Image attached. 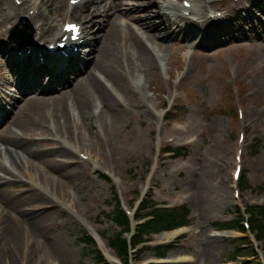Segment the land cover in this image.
Here are the masks:
<instances>
[{"label": "rangeland", "instance_id": "1", "mask_svg": "<svg viewBox=\"0 0 264 264\" xmlns=\"http://www.w3.org/2000/svg\"><path fill=\"white\" fill-rule=\"evenodd\" d=\"M183 1L166 0L178 6ZM194 1L197 5L201 2ZM123 3L132 4L133 1L125 0ZM63 4L65 7L61 13L52 9L54 25L61 26L62 19L69 14L66 0ZM221 5L217 9L224 8L221 15L233 14L229 24L222 26L223 24L204 23L201 27L200 23H196L194 25H198L196 28L201 33L198 38L194 37L190 41L183 40L177 33L166 40V52L164 55L159 54L156 68L146 74L138 73L130 77L131 85L138 93H144L149 102L146 103L137 96L126 101L121 95H117L120 101L115 106L121 118L118 123L115 122L116 132H113V127L109 128L108 138L104 131L102 135L99 133L102 124L105 126L107 122L110 125L108 118L103 119V122H99L96 117L83 121L70 101L74 114L69 124L73 140L68 141L70 146H67L82 147L77 150L76 160L84 162L83 166H77V163L71 166L80 167L84 171L83 176L77 182L62 180V185L54 182L55 203L36 202L32 196L35 194L31 191L33 183L25 176L21 184L8 188L12 193L10 197L20 194L21 207L29 211L30 215H36L41 223L38 230L30 220L23 223L29 242L33 241L38 247L31 264H96L93 252L95 247L81 242L84 233L89 235L83 224L100 235L115 234L117 228L108 215L117 207L116 194L131 207L147 184L148 176L151 177L150 183L157 202L165 206L185 204L190 211L191 231L184 238L161 242L159 238L153 237L150 244H173L168 254L171 264H257L261 260L237 256L239 242L236 235L229 238L215 233L220 224H226L240 216L238 207L244 211V204H264V189H259L264 188V0H228ZM80 12L81 10L76 9L72 20L83 23ZM238 19L241 22L236 24ZM17 20H13L12 24ZM29 21L35 33V22ZM126 21L128 19L121 20L122 23ZM97 29L95 26V32ZM176 29L173 26L170 32ZM86 40L91 43L93 36L86 37ZM3 41L9 42L8 37ZM90 45L84 44L82 49L85 51L80 54L82 62H78L74 68L92 69V62L84 64L89 61L87 54L91 49ZM0 57L1 73L9 85L6 93L0 96V101L7 95L18 100L23 92L17 89L22 81V70H15L9 65L3 50H0ZM36 75L33 74L28 79L31 80ZM44 75H48V78H43ZM68 76L73 78L71 73ZM37 78L45 88L55 86L53 84L56 81L49 72L44 71ZM101 79L104 80L103 75ZM39 93L34 92L28 99L57 94ZM167 102H173L171 105H175L177 109V112L172 113L175 115L172 121H165L161 117ZM143 104L150 105L155 116L150 115L148 109L139 107ZM102 109L106 108L97 102L94 108L96 114ZM240 111L243 117L239 116ZM83 129L87 131L86 140L80 135ZM243 130L246 131L243 143V176L248 180L250 190L243 192L242 198H237L232 173L237 162L238 137ZM33 134L34 136L30 135L32 140L45 137V133L41 134L40 131ZM64 134L68 135L67 132ZM93 140L97 141L98 146L95 153L97 155L94 154L92 159L98 161L100 171L94 170V164L85 162L80 157L93 152L85 145L91 144ZM62 141L66 142L65 136ZM35 142L36 147L45 149L60 147V142L51 140ZM167 147H185L186 155L179 159L160 156L159 149ZM0 149L5 150L1 143ZM253 151L256 154L252 155ZM56 159L65 161L69 158ZM59 161H42L37 173L40 175L45 171L52 181L58 179L52 171V164L63 167ZM35 164L38 165L37 162ZM105 173L110 176L115 174L118 184ZM213 173L215 189L211 198L214 206L208 217L204 218L199 204H196L199 198L193 184ZM44 187L50 190L49 185L41 182V188ZM1 206L6 211L11 210L4 199ZM208 239L222 246V250L216 251L212 259L205 253ZM97 248L100 249L99 246ZM153 258H156L154 252L145 250L133 264H145ZM27 259V255L21 254L17 264H26Z\"/></svg>", "mask_w": 264, "mask_h": 264}, {"label": "bare ground", "instance_id": "2", "mask_svg": "<svg viewBox=\"0 0 264 264\" xmlns=\"http://www.w3.org/2000/svg\"><path fill=\"white\" fill-rule=\"evenodd\" d=\"M123 1L125 0H82L79 4L84 36H93V40L87 43L83 37L75 43V47L91 44V49L87 54L89 61L84 63H93L90 70L85 67L74 68L78 62H82L80 57L82 48L76 51L68 47L64 51L58 50L55 54H49L48 50L44 49L43 40L51 41L49 47L57 43L55 41L60 37L61 29L53 24L54 19L51 12L55 9L61 13L65 7L63 4L65 0H26L24 9L15 6L13 0H0V50L7 55L10 66L15 70H22V81L17 89L23 91L18 100L7 95L0 101V143L5 147L4 151L0 149V264H17L18 256L21 254L27 255L26 264H31L38 247L32 243L33 241L29 242L23 223L25 220H30L34 222L37 230L41 228L36 215H30L29 211L21 207L20 194L10 197L12 193L8 188H15L17 184H21L25 176L33 183L31 191L35 194L32 196L36 202L51 203L54 202L56 196L54 182L57 181L61 185L62 180L77 182L83 176L84 171L77 166H83L84 162L76 160L77 150L82 147H68L70 146L68 141L73 140L69 125L74 116L73 106L83 121L96 117L99 122H103V119L108 118L110 125L105 122V126L102 124V130H100V132L104 131L108 138L109 128L113 127V132H116L115 125L121 118L115 106L120 101L117 95H121L126 101L137 96L146 103L149 102V98L144 93H138V90L131 85L130 77L138 73L146 74L156 68L159 64V54L164 55L166 52L164 47L166 40L177 33L186 41L194 37L198 38L201 33L196 28L198 25H194L196 24L194 20L186 17L185 12L189 10H186L184 5L179 7L166 0H127L133 1L132 4L123 3ZM200 1L201 9L195 12L199 23L208 21V5L213 8L222 7V2L219 0ZM225 1L227 0L223 2ZM195 7L193 3L190 11H194ZM30 11H34L30 19L34 20V24L38 26L41 38L25 45H19L21 43L16 41L18 46L5 43L3 40H6L8 36L5 30L6 25L21 14H29ZM69 16L72 17L73 13ZM123 19H128V21L122 23ZM227 24L228 21L225 20L222 26ZM95 26L98 28L96 32ZM173 26L177 29L171 33ZM42 64L47 67L49 74L56 81L53 84L55 86L43 88L37 80L39 74L45 71ZM69 73L73 78L68 76ZM33 74L37 75L29 80L28 78ZM101 75L104 76V80L101 79ZM43 78H48V75H44ZM8 88L9 85L0 68V96L6 93ZM34 92H40L41 95H50L54 92L57 94L28 99ZM70 101L73 102V106ZM97 102L106 108L98 114L94 111ZM139 107L148 109L149 114L154 116L150 105L143 104ZM35 131L45 133L43 134L45 137H40L38 140L30 139ZM80 135L83 139H87L85 129L80 132ZM63 136L66 137V144L62 141ZM48 140L60 142V147L45 149L35 146V141L43 143ZM85 145L93 150L88 154L91 159L97 153L98 143L93 140L91 144L85 143ZM56 157L69 158L72 161L69 159L59 161ZM52 160L59 161L63 165L59 167L52 164V171L58 178L54 181L45 171H42L40 175L37 173L42 161L52 162ZM75 163L77 166H71ZM113 177L116 181L117 176ZM213 180H215L214 173L209 177L203 176L193 184L199 198L196 204H199L198 207L204 218L208 217L209 211L214 206V200L211 198L215 189ZM41 182H44L46 186L49 185L50 190L47 187L41 188ZM3 199L11 206V210L2 209ZM85 228L98 239L99 247L106 257L111 262H115L111 250L102 242L98 232L88 225ZM187 231L191 230L178 229L163 234L160 238L161 240L175 238ZM205 247V253L209 259L213 258L216 251L222 250V246L209 239Z\"/></svg>", "mask_w": 264, "mask_h": 264}, {"label": "trees", "instance_id": "3", "mask_svg": "<svg viewBox=\"0 0 264 264\" xmlns=\"http://www.w3.org/2000/svg\"><path fill=\"white\" fill-rule=\"evenodd\" d=\"M176 157L185 156L186 151L183 150H172ZM244 186L247 187V181L243 180ZM149 209H153L152 216L153 220L146 223L140 228V232L137 236L133 238L134 244H139L142 239L143 235L153 232V231H159L161 229H172L176 226L184 225L189 223V209L187 206H182L173 210H160V209H154V204L148 207ZM146 209V208H143ZM247 211L250 215V223L252 232L255 233V236L258 241L262 242L264 245V207H247ZM141 217V216H139ZM243 220L242 217H239L237 220L229 222L226 226L230 228H237L242 231H245V229L242 227L240 222ZM113 222H115L118 226H120L123 229V232L129 231V220L124 215V213L119 209L115 212L113 217ZM219 227H225L222 224L219 225ZM123 232H120L114 236H111L109 239L110 244L115 247L118 252L124 257H127L128 254V242L126 239L123 238ZM84 243L86 244H94L93 241L88 238L87 236H84L83 238ZM244 240L243 242H245ZM249 244V243H248ZM250 245V244H249ZM169 247H163L157 249V255H164ZM96 254V262L98 264H106L100 255L99 252L94 251ZM237 254H242V250L238 248L236 250ZM252 255L256 256V252L254 248L251 247L249 252L246 255ZM125 263L128 264L127 259L125 258ZM261 264V263H257Z\"/></svg>", "mask_w": 264, "mask_h": 264}, {"label": "snow or ice", "instance_id": "4", "mask_svg": "<svg viewBox=\"0 0 264 264\" xmlns=\"http://www.w3.org/2000/svg\"><path fill=\"white\" fill-rule=\"evenodd\" d=\"M72 30H73V31L75 30V29H74V27H73V29H72Z\"/></svg>", "mask_w": 264, "mask_h": 264}]
</instances>
